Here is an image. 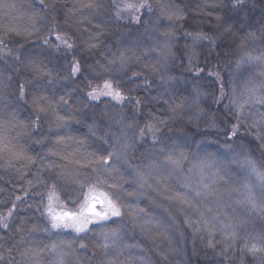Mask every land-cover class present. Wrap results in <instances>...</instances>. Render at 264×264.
Masks as SVG:
<instances>
[{
  "label": "trees",
  "instance_id": "obj_1",
  "mask_svg": "<svg viewBox=\"0 0 264 264\" xmlns=\"http://www.w3.org/2000/svg\"><path fill=\"white\" fill-rule=\"evenodd\" d=\"M87 2L89 0H0L12 5L0 8V40L7 42L0 45V123L10 129L7 133L10 139L15 137L12 143L22 147L33 161H15L14 167H7L0 159V216H8L9 209L15 205L6 220L7 227L0 226V264H20L26 248L41 249L55 240L76 237L70 233L44 231L49 222L45 214L47 200H42V195H46V185L51 186L54 172L58 171L49 169L48 160L57 158L48 156V152L54 148L58 135L83 140L78 154L82 159L91 155L100 157L112 150V134L121 133L122 127L114 128V117L133 125L127 132L128 152L112 162L116 171L110 176L99 175V179L107 183L97 186L109 192L113 191L108 188L110 183H118L124 192L137 189L133 183L135 172L144 169L150 161L162 162L169 151L176 154L183 151L189 159L184 161L182 172L172 171L168 166L153 172L155 178L149 182L154 188L159 179L161 184L185 191L177 183L185 176L192 177L195 187L199 177L188 169L193 163L208 159L209 154L217 165L206 174L218 170L226 179L238 183L247 175V169L232 162L234 158L242 159L237 156L239 145L251 146L250 158L257 167L264 164L261 155L264 150L255 147L256 142L246 127L252 114L237 116L230 106L233 84L243 82L247 76L256 77L258 82L262 79L255 66L244 65L237 69L235 65L241 43L246 45L245 50H254L257 55L264 49V0H244L243 5L235 9L233 0H149L152 11L141 9L135 14L139 20L129 12L117 18L116 0H91L92 8L82 7ZM160 3H167L173 10V19L158 18ZM162 31L173 33L170 54L163 60L158 51L151 50L163 43L164 38L159 34ZM198 33L207 39H200V45L193 48V38ZM249 33H256L259 38L249 40ZM57 34L73 47H57L61 43L55 39ZM121 53L129 57L123 67L118 59ZM113 59L117 62L109 65L112 71L102 75L110 77L113 85L127 97L121 108L87 99L89 82L93 87L103 84L92 69ZM75 61H81L83 68L78 76H71L70 65ZM30 63L51 70L53 85L47 86L48 78L36 80ZM19 85L24 86V99L19 97ZM221 85L225 93L223 99ZM197 90L200 93L198 106L193 104ZM41 91L56 99L60 96L68 99L72 110L80 109L76 113L78 120L66 128H50L51 117H48L38 129L23 131L20 125L31 123L35 116L31 97ZM181 101L185 102V107L178 110V114L171 113L170 106ZM152 117L167 121L162 126L160 142L155 145L150 135L140 139L134 132L136 128H144ZM238 121L241 123L239 135L230 140V129ZM15 123L17 128L13 130L11 126ZM93 125L95 135L89 131ZM69 145L66 151L78 147L71 142ZM161 147L165 148L164 153L159 151ZM93 167L96 166L80 169L83 188L70 181H55L60 200L67 207L74 208L72 201L82 200L83 193L88 191L87 185L97 183L98 174L92 171ZM138 191L143 195L132 201L133 207L144 208L149 213L147 219L153 224L142 235L141 229L125 218L121 230L123 243L139 244L144 249L143 252L131 249L135 256L149 257L151 264H264V253H258L254 260L243 250L245 242L264 243V221L260 218L254 217L244 224L233 243L224 240L219 227L213 237L203 230L195 232L183 222L184 216L176 212V205L157 195L152 188L145 186ZM232 197L235 200L236 194ZM188 214L194 215L191 210ZM119 226L117 219L92 226L94 231H90L84 241L89 247L80 249L79 244L73 245L76 251L66 257V264H104L108 257L93 247L99 239L98 233ZM33 228L36 230L32 231ZM209 239L214 247L209 246ZM226 244L232 247L225 252ZM127 255L126 252L119 259L124 260ZM50 258L51 254H45L44 264ZM134 264H140V260L136 259Z\"/></svg>",
  "mask_w": 264,
  "mask_h": 264
},
{
  "label": "snow or ice",
  "instance_id": "obj_2",
  "mask_svg": "<svg viewBox=\"0 0 264 264\" xmlns=\"http://www.w3.org/2000/svg\"><path fill=\"white\" fill-rule=\"evenodd\" d=\"M244 0H233V9L241 7ZM54 6V5H53ZM117 9L116 16L120 18L124 12H129L134 15V18L139 20L136 13H139L141 9H147L149 12L152 11V6L149 0H140L139 3L124 2L122 4L114 5ZM9 7L12 5L0 3V8ZM84 8H92L93 3L89 2L82 4ZM160 19H173L175 13L168 6L167 3H160L158 5ZM227 30V29H226ZM162 36L163 43L159 48H152L153 52H157L161 59H167L170 54V38L173 33L169 31H162L159 33ZM264 35V34H262ZM256 33H249V40L258 39ZM57 41H61L57 47H64L71 49L73 45L64 39L61 35L55 36ZM199 39H207L202 34H196L194 41ZM6 41L0 40V45H6ZM45 43H48L46 40ZM95 47V45H90ZM246 45L241 43V52L238 53V59L236 60V68L239 69L244 65L255 66L258 69L257 75L262 79L258 84H253L252 87L248 88L247 96L241 100L233 98L231 99L230 106L234 107L237 116L244 112H252L250 123L246 125L249 130V134L253 136L255 140V147L257 149L264 150V49L259 54H254V50H245ZM121 67H123L129 57L126 54L121 53L118 57ZM115 59L109 60L108 64L94 67L92 70L95 72L99 80L103 81L102 86L99 84L93 87L89 82L87 87V99L89 101L98 102L102 97H110L111 100L117 104H122L127 97L118 88L113 87V82L110 77L102 75L112 71L109 67L111 64H115ZM30 67L35 76L36 80L47 79V86H52L54 77L52 76L51 70H45L43 66L37 63H30ZM83 64L81 61H75L70 65L71 76H78L81 73ZM163 78V76H162ZM219 79V76H217ZM43 89V85L40 86ZM19 97L24 99L25 90L23 85L18 86ZM221 99L224 98V88L221 85L220 88ZM200 95L197 90L193 97V104L198 106L197 97ZM233 96H235V90H233ZM137 104L140 102L137 101ZM253 105H259L260 108H256L252 111ZM31 107L35 114L34 119L29 124H21L20 127L23 131H32L38 129L48 117H51L50 128H66L73 121L78 120L76 115L80 111L79 108L72 110V106L69 105L68 99L64 96H60L56 99L54 96L44 94L43 91L33 95L31 97ZM185 107V102L181 101L176 103L174 106H170L169 111L174 114H178V110ZM117 125L123 124L121 133L126 136L125 129L133 128L132 124H124L123 120L119 117H114ZM172 117H169L171 119ZM167 121L160 117H152L151 120L145 125L144 128H136L135 134L143 139L146 135H150L152 138L153 145L160 142V134L162 133V126L166 125ZM16 125L13 124L14 128ZM212 127L215 124L211 125ZM94 125L89 128V131L95 135ZM241 123L238 121L233 124L230 129L231 136L229 139H234L239 135ZM10 129L6 124L0 123V159L4 160V165L7 167H14L15 161H27L32 163L31 157H29L22 147L12 143L15 139L9 138L7 133ZM110 131V129H109ZM19 135V133H18ZM114 137V146L111 151L106 152L105 155L96 157L91 155L89 158H81L78 154L80 153L79 146L84 144L83 140L76 139L72 136H57L55 146L48 152V156L56 157L57 159L48 160V167L50 170H58L54 172L53 183L51 186L46 185V195H42V200H47L46 205V216L49 221V227L45 228L44 231H62L71 230L76 234L72 240H55L45 248L41 249H25L22 252L23 260L20 264H44L45 254H51V258L47 264H66V257L70 253H74L76 249L73 247L75 244H79L80 249H87L89 245L85 243L88 239V233L94 231L93 225L103 224L109 220L117 219L120 221L119 227L110 228L107 231H100L98 233L99 239L93 246L103 252L108 257L104 264H134L136 259L140 260V264H151L149 257H138L135 256L131 249L137 248L140 252L144 249L140 248L139 244H126L123 243L122 228L124 226L125 218L127 222L131 223L134 227L141 229V234L148 231L149 225L153 224L151 219H147L149 213L138 205L133 207L132 201L138 199L139 196L143 195L138 189H143L145 186L152 188L153 191L157 192V195L162 196L165 200L171 204L176 205V212L183 214V222L193 227L195 232L201 230L206 231L209 237H213L217 228L223 235L224 240H231L233 243L239 235L240 229L244 224L249 222L254 217L260 218L264 221V164L257 167L256 162L250 158L251 146L239 145L240 152L237 156H241V160L233 159L232 162L239 163L240 167L247 169V175L243 177L238 183L233 182L230 179H226L220 175L218 170L211 171L206 174L209 169H214L217 162L214 157L209 154L208 159L200 160L198 163H193L192 167L188 169L190 173L199 177L196 181L195 187L192 184V177L185 176L182 181L178 180L181 189L185 191H178L168 185L161 184L160 180L157 179V188L149 182L150 179H154L153 172L157 169H161L164 166H168L175 172L183 171L184 161L189 158L185 152L180 151L178 154L169 151L164 155L162 162H149L144 169L137 170L135 172V180L133 183L137 185V189L132 191L124 192L118 183L108 184V188L112 189V192L100 189L97 185L107 183V180H100L99 175L107 174L111 175L112 172L116 171L112 167L114 159L122 157L124 152L130 147L126 139H122L121 136ZM69 142L77 145L72 151H66L69 148ZM199 147V145L197 146ZM231 149V145L228 146ZM161 153L165 152V148L159 149ZM5 154H7L5 158ZM264 156V151L261 152ZM58 161H64L65 163H58ZM90 165H95L92 168L94 173H97V183L88 184L87 193H83L82 200L77 199L72 201V206L76 208L75 211L67 210V205L60 204V197L57 193L56 180H66L73 184H78L81 188L85 187V183L81 177L80 169ZM27 166V165H25ZM172 172L168 173L171 176ZM168 177H165L167 179ZM236 194L235 200H233L232 194ZM232 201V203H227ZM155 203V201H153ZM78 206V207H77ZM59 207L61 210L57 211ZM15 210L13 205L8 212V216H0V226L7 227L6 220L12 215ZM188 210H191L194 215H189ZM36 229L33 228L32 231ZM78 237V239H77ZM210 247H214L212 240L208 241ZM232 247L231 244H226L224 251ZM248 254H250L255 260L258 253H264V243H244V248ZM124 260H120L121 256H125ZM111 253H115L112 255ZM2 259V257H0ZM167 259V257H164Z\"/></svg>",
  "mask_w": 264,
  "mask_h": 264
},
{
  "label": "rangeland",
  "instance_id": "obj_3",
  "mask_svg": "<svg viewBox=\"0 0 264 264\" xmlns=\"http://www.w3.org/2000/svg\"><path fill=\"white\" fill-rule=\"evenodd\" d=\"M124 2H126V0H116V3H117V4H122V3H124ZM127 2L139 3L140 0H127ZM199 41H200V39L194 41V38H193V48L196 47L197 44H198V46L200 45V42H199ZM205 42H207V41H204L203 43H205ZM239 69H241V68H239ZM253 84H258V80H257V78L254 77V76H247V78L244 79L243 82L241 81L240 83L233 84V85H232V88H231V97H232L231 99L235 98V99H237L238 102H239V100L245 98V97L247 96V91H246V90H247L248 88L252 87ZM99 86H102V84L99 85ZM95 87H96V86H95ZM113 87H115V86L113 85ZM115 88H116V87H115ZM233 90H235V96H233ZM126 100H127V99H126ZM126 100H125L122 104H117L115 101L111 100L110 97H102L98 102H93V101H90V102H92V103H98V104L101 103V102H107V103L109 102V103L115 105V107H117V108H121L122 106L125 105ZM259 107H260L259 105H253V106H252V111L254 112V110H255L256 108H259ZM232 108L234 109V113L236 114V110H235V108H234V107H232ZM246 114H252V112H244V113L240 114L239 116L246 115ZM5 115H6V114H5ZM113 124H115V126H114L115 129H116V127H117V128H118V127H123L122 124H121V125H117L116 122L113 123ZM15 125H16V123H15ZM16 128H17V125H16L14 128L11 126V129H13V130H15ZM129 130H131V129H129ZM125 131H126V133H127V132H128V129H125ZM116 136H121L122 139H127V138H128V135L123 136L122 133H120V132H118V135H116ZM112 140H113V142H114V138H113V137H112ZM113 146H114V144H113ZM128 150H129V148L124 152L123 155H126V153L128 152ZM245 170H246V169H245ZM59 203H60V204H63V203L61 202V200L59 201ZM63 205H65V204H63ZM77 207H78V206H77ZM56 210H57V211H60L61 209H60L59 207H57ZM67 210H69V211H75L76 208H69V207H67ZM47 219H48V218H47ZM113 220H115V218L112 219V220L107 221L106 223L111 222V221H113ZM48 222H49V221H48ZM103 224H105V223H103ZM93 226H94V225H93ZM52 232L57 233V234H60V233H61V234H62V233H64V234L70 233V234L76 235V234H75L74 232H72L70 229H69V230H62V231H59V232H58V231H54V230H52Z\"/></svg>",
  "mask_w": 264,
  "mask_h": 264
}]
</instances>
